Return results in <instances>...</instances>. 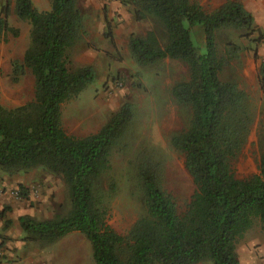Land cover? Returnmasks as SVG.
Masks as SVG:
<instances>
[{"label":"trees","instance_id":"16d2710c","mask_svg":"<svg viewBox=\"0 0 264 264\" xmlns=\"http://www.w3.org/2000/svg\"><path fill=\"white\" fill-rule=\"evenodd\" d=\"M8 2L0 9V39L8 32L17 36L7 24ZM123 4L131 8L135 21L150 17L165 33L162 46L151 30L143 37L129 36L127 47L135 64L148 67L171 60L187 69V80L175 83L170 94L177 105L189 109V121L169 143L183 154L194 192L178 214L160 187L159 166L146 159L137 161L134 170L144 214L123 235L107 225L105 200L115 185L109 180L105 191L102 180L110 170L111 152L124 146L133 121L132 105L124 102L93 134L67 135L60 107L95 79L91 67L69 68L68 51L86 35L78 0H50L44 12L36 11L30 0H14L13 14L28 23L29 33L21 61L11 63V79L16 82L26 71L33 86L32 98L25 104L11 109L0 105V172L14 176L39 170L62 182L69 201L63 216L18 217L19 230L26 241L45 246L79 233L89 243L94 264H238L236 242L254 220L264 233V150L256 174L234 177L231 162L246 143L251 114L245 94L218 78L241 49L227 44L219 54L215 35L231 29L258 45L264 33L240 3L230 0L209 13L191 0H124ZM194 28L201 31L202 47L193 39ZM104 37L114 48L109 28ZM258 86L264 91L263 64L258 68ZM17 188L19 198L27 200V190ZM2 248L0 244V264H9Z\"/></svg>","mask_w":264,"mask_h":264},{"label":"rangeland","instance_id":"374dc122","mask_svg":"<svg viewBox=\"0 0 264 264\" xmlns=\"http://www.w3.org/2000/svg\"><path fill=\"white\" fill-rule=\"evenodd\" d=\"M123 1L78 0L86 35L68 51L69 68L91 67L95 79L77 97L60 107L63 131L79 138L95 133L124 102L132 105L133 121L123 138L124 146L111 152L110 170L102 180L105 191L109 180L115 185L114 193L105 200L106 222L119 235L125 234L133 222L144 214L142 193L134 170L137 161L146 159L159 166L160 187L172 199L178 214L184 211L194 192V185L183 166V154L174 150L169 143L170 137L185 128L189 121V109L177 105L170 94L175 83L187 80V69L182 63L171 60L148 67L135 64L127 47L129 36L143 37L146 31L151 30L162 46L165 33L162 26L150 17L135 21L131 8ZM191 1L197 4L202 2L203 11H208L209 0ZM4 3L5 0H0V9ZM112 3L115 7L110 5ZM13 4L14 0H9L7 24L17 32V36L8 32L0 39V105L6 109L31 100L33 86L32 78L26 71L16 82L11 79V63L21 61V54H11L12 47L20 38H25L27 42L29 33L28 23L14 16ZM260 21H263L262 28L264 18ZM106 28L110 30L114 48L104 37ZM192 36L195 43L202 47L201 31L192 29ZM227 44L240 47L241 52L228 67L220 71L218 78L222 82H232L245 94L251 114L246 143L231 162L234 177L245 179L257 173L258 157L264 150V91L258 86V68L264 65V40L253 45L242 37L241 32L222 29L215 35L219 54L224 52ZM48 176L39 170L14 176L0 172V196L6 192L10 198L22 204L21 207L34 209L38 215L49 212L50 215L63 216L69 210L65 189L62 182L53 176L51 180L56 190L48 192L46 187L42 189L43 185L49 184L45 181ZM13 179L21 182L16 184L15 189L13 186L11 189L1 186L4 180ZM17 186L27 190V200L19 198V195L14 196V192L19 191ZM9 213L8 203H0V244L4 246L9 240L3 235L5 231H9L21 243L15 249V261L9 264H94L89 243L79 233H70L48 246L28 242L22 232L17 235L19 227L12 226L8 220Z\"/></svg>","mask_w":264,"mask_h":264},{"label":"crops","instance_id":"0c3cea01","mask_svg":"<svg viewBox=\"0 0 264 264\" xmlns=\"http://www.w3.org/2000/svg\"><path fill=\"white\" fill-rule=\"evenodd\" d=\"M34 9L38 12H44L49 9V1L46 0H30ZM234 2L240 3L243 8L249 12L254 20V25L261 28V24L263 23L264 18V0H230ZM225 0H209V9L206 13L212 12L221 6ZM115 7L114 3L110 4ZM198 5L203 8V3L199 2ZM120 12H123V9H120ZM8 22V21H7ZM258 27V28H259ZM259 28V29H260ZM264 30V27L261 28ZM260 29V30H261ZM261 30V31H262ZM263 32V31H262ZM28 42V41H27ZM27 42L25 38H20L17 43H15L14 47H12L11 54H22L27 47ZM49 184L43 185L42 189L46 187V190H56L55 183L51 180V176H48ZM16 184H21L17 179H13L11 181L4 180L1 183L2 187H7L11 189L12 186L15 189ZM7 202L10 207V215L8 220L12 224V226H18L17 218L23 215H27L36 220H46L50 219L53 215H50L49 212L38 215L34 212V209L28 207H21L22 204L14 201V199L10 198L8 194L5 192L0 196V203ZM21 231H18L17 235H20ZM4 236L9 237V240L4 244L3 253L6 255V258L9 261H15L14 255L16 254L15 249H18L21 244L18 240H15V236L12 235L9 231H5L3 233ZM235 251L238 258V264H264V233L260 230L259 224L257 222H253L251 227L241 236L240 239L236 242ZM207 262H200L197 264H205Z\"/></svg>","mask_w":264,"mask_h":264},{"label":"built area","instance_id":"2783aa9c","mask_svg":"<svg viewBox=\"0 0 264 264\" xmlns=\"http://www.w3.org/2000/svg\"><path fill=\"white\" fill-rule=\"evenodd\" d=\"M14 196H15V197H18V193H17V191L14 192Z\"/></svg>","mask_w":264,"mask_h":264}]
</instances>
